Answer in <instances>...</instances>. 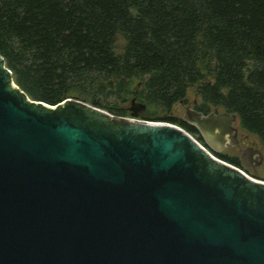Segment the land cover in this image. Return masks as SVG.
Instances as JSON below:
<instances>
[{
    "label": "water",
    "instance_id": "water-1",
    "mask_svg": "<svg viewBox=\"0 0 264 264\" xmlns=\"http://www.w3.org/2000/svg\"><path fill=\"white\" fill-rule=\"evenodd\" d=\"M130 103L33 99L0 53V264H264V180L214 154L237 113L188 106L202 142Z\"/></svg>",
    "mask_w": 264,
    "mask_h": 264
},
{
    "label": "trees",
    "instance_id": "trees-1",
    "mask_svg": "<svg viewBox=\"0 0 264 264\" xmlns=\"http://www.w3.org/2000/svg\"><path fill=\"white\" fill-rule=\"evenodd\" d=\"M0 53L33 99L73 97L130 116L136 96L145 118L203 142L171 114L194 86L196 109L236 112L264 145V0H0Z\"/></svg>",
    "mask_w": 264,
    "mask_h": 264
},
{
    "label": "rangeland",
    "instance_id": "rangeland-1",
    "mask_svg": "<svg viewBox=\"0 0 264 264\" xmlns=\"http://www.w3.org/2000/svg\"><path fill=\"white\" fill-rule=\"evenodd\" d=\"M201 100V96L198 94L196 88L193 86L189 89L188 91V95H187V101L186 102H183V101H178L177 103L174 104L173 106V109H172V112L171 114L175 115V116H178V117H182L183 118V114L184 112L186 111L187 107L188 106H191V107H195V105L200 102ZM131 103L129 102L127 105H130ZM219 110V111H226L224 109L223 106H212L211 107V110ZM145 118V116H144ZM148 119V118H146ZM234 124L238 126L240 132L244 133V134H249L253 143L258 147L260 148L263 153H264V145L262 143V141L260 140V138L254 134V133H250L244 129H242L240 127V124H239V118L237 117V119L234 121ZM194 136H196L194 134ZM198 136V135H197ZM196 136V137H197ZM198 138V137H197ZM199 139V138H198ZM201 141V140H200ZM244 144H242L243 146ZM222 154H228L230 156H240L241 155V147H239L238 145H231V144H228V146L223 149L221 151ZM216 156L218 157H221L220 154H217V153H214ZM222 158V157H221ZM236 165V164H235ZM240 167L244 168L243 166L240 165ZM244 170H246L248 173H250L251 175H253L255 178H258V179H262L264 180V159L262 160V162L260 164L257 165L256 168H252V169H247V168H244Z\"/></svg>",
    "mask_w": 264,
    "mask_h": 264
},
{
    "label": "flooded vegetation",
    "instance_id": "flooded-vegetation-1",
    "mask_svg": "<svg viewBox=\"0 0 264 264\" xmlns=\"http://www.w3.org/2000/svg\"><path fill=\"white\" fill-rule=\"evenodd\" d=\"M195 108V107H194ZM211 111H219V110H211ZM198 135H199V133H198ZM201 135V134H200ZM202 136V135H201ZM237 137H238V146L239 147H241V154H242V151H243V149L244 148H246V147H250V146H254V147H257L254 143H253V141H252V139H251V137H250V135L247 133V134H244V133H242V132H240V130H239V128H238V134H237ZM242 144H244L243 146H242ZM219 153H221V152H219ZM241 156V155H240ZM240 156H239V159H240V165L241 166H243L244 168H247V169H254V168H256L257 166H255V167H252V166H249V165H246V164H244L243 163V161L241 160V158H240Z\"/></svg>",
    "mask_w": 264,
    "mask_h": 264
},
{
    "label": "built area",
    "instance_id": "built-area-1",
    "mask_svg": "<svg viewBox=\"0 0 264 264\" xmlns=\"http://www.w3.org/2000/svg\"><path fill=\"white\" fill-rule=\"evenodd\" d=\"M155 121H158V122H169V121H165V120H155ZM169 123H171V122H169ZM243 169V168H242ZM244 170V169H243ZM244 171H246V170H244Z\"/></svg>",
    "mask_w": 264,
    "mask_h": 264
}]
</instances>
